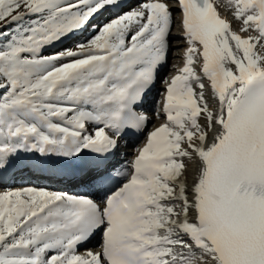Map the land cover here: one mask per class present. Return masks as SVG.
<instances>
[{
    "label": "snow or ice",
    "instance_id": "obj_1",
    "mask_svg": "<svg viewBox=\"0 0 264 264\" xmlns=\"http://www.w3.org/2000/svg\"><path fill=\"white\" fill-rule=\"evenodd\" d=\"M0 264H264V0H0Z\"/></svg>",
    "mask_w": 264,
    "mask_h": 264
},
{
    "label": "bare ground",
    "instance_id": "obj_2",
    "mask_svg": "<svg viewBox=\"0 0 264 264\" xmlns=\"http://www.w3.org/2000/svg\"><path fill=\"white\" fill-rule=\"evenodd\" d=\"M135 2H136V0H131V3H133V4H135ZM107 14V13H106ZM226 15L228 14V13H225ZM229 18L231 19V16L229 15ZM238 27H239V25L238 24H234V28H237L238 29ZM177 30V31H176ZM175 31H174V35L176 34V33H178V31H179V29L177 28ZM75 39H79V36H77V37H75ZM72 43V41L71 40H66L65 41V44L66 45H69V44H71ZM175 57V54H173V58H170V61H169V68H168V70L170 69L171 71V73H175V71H176V69L173 67V66H171V63H173V65H177V66H182V63L179 61V60H177V59H175L174 58ZM159 86V85H158ZM156 87L154 90H153V92H152V96L153 97H155V98H159L158 96H157V91L161 88V87ZM161 86V85H160ZM206 95H209L210 96V94L206 91ZM209 102H210V105L213 103L212 102V100H211V98H210V100H209ZM151 125V124H150ZM151 127V126H150ZM131 151V150H130ZM130 151H127L126 150V152H130ZM191 181H192V176H191V174L189 175V183L191 184ZM10 184H12V185H14L15 187H18L19 185H16V183L15 182H9Z\"/></svg>",
    "mask_w": 264,
    "mask_h": 264
}]
</instances>
